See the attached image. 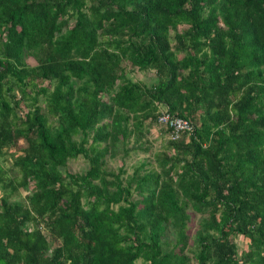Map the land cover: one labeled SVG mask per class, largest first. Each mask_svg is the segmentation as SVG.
<instances>
[{"label": "trees", "instance_id": "1", "mask_svg": "<svg viewBox=\"0 0 264 264\" xmlns=\"http://www.w3.org/2000/svg\"><path fill=\"white\" fill-rule=\"evenodd\" d=\"M0 264H264V0H0Z\"/></svg>", "mask_w": 264, "mask_h": 264}, {"label": "rangeland", "instance_id": "2", "mask_svg": "<svg viewBox=\"0 0 264 264\" xmlns=\"http://www.w3.org/2000/svg\"><path fill=\"white\" fill-rule=\"evenodd\" d=\"M28 65H33L34 62L27 58L25 59ZM128 78L131 79L132 81H137L141 82L144 85H149L152 80V72L151 71H144V72H137L133 71L132 73H129ZM167 141V135L166 132L164 131L163 127H152L149 131V135L146 139H144L142 142L145 143L143 147L147 148V152H141L140 150H136V152H129L128 156H126L123 159H120V157H116L113 160L112 159H107L106 160V169L109 171H117V168L120 167L121 164H123L126 174H130L132 171V166L137 165L143 158H146L148 161H152L150 154L156 152V151H161L164 143ZM140 144V143H139ZM131 146V142L129 143L128 147ZM139 146V145H138ZM85 161L78 157L75 160H71L68 164V170L71 173H79L82 172L85 169ZM152 167H156L155 163L152 164ZM30 190V189H29ZM21 196L24 195L25 193L21 192ZM11 200H18L17 196H13ZM198 219L197 216L193 217L192 222L189 224L191 227V232L192 228L195 227L196 220ZM170 233L167 234L169 236ZM245 241L242 237H236L234 239V243L238 247L239 250H244L245 249Z\"/></svg>", "mask_w": 264, "mask_h": 264}, {"label": "built area", "instance_id": "3", "mask_svg": "<svg viewBox=\"0 0 264 264\" xmlns=\"http://www.w3.org/2000/svg\"><path fill=\"white\" fill-rule=\"evenodd\" d=\"M158 122L162 125H167L168 127L172 128L170 135L171 140H176L179 133L189 131L191 129L186 121L177 117H169L166 112H161Z\"/></svg>", "mask_w": 264, "mask_h": 264}]
</instances>
